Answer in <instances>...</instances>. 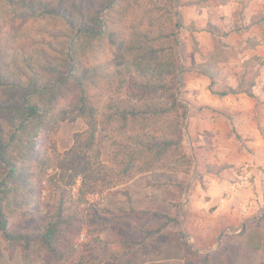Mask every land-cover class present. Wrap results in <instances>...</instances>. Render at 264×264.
<instances>
[{
  "label": "trees",
  "instance_id": "trees-1",
  "mask_svg": "<svg viewBox=\"0 0 264 264\" xmlns=\"http://www.w3.org/2000/svg\"><path fill=\"white\" fill-rule=\"evenodd\" d=\"M177 5L179 0H1L0 236L9 252L41 260L33 253L39 246L57 255L56 237L63 231L61 206L33 232L18 230L9 220L13 205L30 204L45 177L57 174L59 187L74 186L77 196L84 197L140 173L165 167L178 170L164 162L170 153L184 166L181 171L188 172L192 158L181 145L188 107L179 89L182 72L193 67L179 63L183 24ZM27 21L36 24V51L27 53L1 41L3 36L13 40L17 25ZM224 59L214 50L198 70L212 79V63ZM115 63L117 78L110 71ZM101 91L107 92L104 102L98 98ZM70 93L74 99L69 111L87 128L74 135L73 145L60 155L54 147L37 146V138L69 113L61 103ZM99 130L112 138L114 146L107 163L100 161ZM57 259L73 264L65 255L58 254ZM200 264L224 261L206 253Z\"/></svg>",
  "mask_w": 264,
  "mask_h": 264
},
{
  "label": "crops",
  "instance_id": "crops-1",
  "mask_svg": "<svg viewBox=\"0 0 264 264\" xmlns=\"http://www.w3.org/2000/svg\"><path fill=\"white\" fill-rule=\"evenodd\" d=\"M196 1L186 0L187 3L180 5L183 24L180 35L187 42L182 62L193 67L181 75L179 89L180 98L188 106L182 144L193 156L194 174L199 172L208 181L205 190L199 180L189 190L183 226L191 233L196 246L206 249L219 228L241 224L245 227L243 232L234 231L232 240L242 242V247L250 252H264V185L258 183L261 177L255 175V182L245 178L241 185L247 184V188L242 190L229 188L239 184L233 175H237L240 165L254 166L264 160V14L257 13L264 9V0H226L218 5ZM190 39L196 41L195 49ZM220 40L233 56L212 63L215 74L211 79L199 72L198 67L206 66ZM249 78L251 82L247 85ZM221 91L227 93L219 95ZM225 163L232 166L218 173L206 172L209 165ZM244 169L245 176L254 170ZM183 174L149 171L136 175L124 185L133 207L140 209L142 206L135 204L139 191L148 196L154 182L167 181L183 192L180 186L185 180ZM217 187L227 189V195L224 191L219 193ZM200 192L209 198L197 208L193 196L198 197ZM238 193L245 196L237 199ZM165 198L167 201L168 197ZM255 220V225L249 226ZM251 241L257 242L258 247L251 245Z\"/></svg>",
  "mask_w": 264,
  "mask_h": 264
},
{
  "label": "rangeland",
  "instance_id": "rangeland-1",
  "mask_svg": "<svg viewBox=\"0 0 264 264\" xmlns=\"http://www.w3.org/2000/svg\"><path fill=\"white\" fill-rule=\"evenodd\" d=\"M16 3H19V1ZM183 3H187L186 0H179V5H177L179 12L180 5ZM259 11L257 13L264 14V9ZM35 27L36 24L33 21L24 22L21 27L17 25V29L13 32V40H10V37L7 40L3 36L1 41L6 45L16 46L17 50L33 53L39 45ZM48 39L50 40L51 37L48 36ZM179 39L182 46L179 63L187 68L182 62L187 52V42L180 34ZM190 42L193 49H195L196 41L193 39ZM215 50H218L220 56L225 59L228 56H233V52L225 48L221 40L217 42ZM117 68L119 69V64L116 63L110 66V71L116 78L118 77ZM250 82L251 78L247 80V85ZM105 93L99 92L100 102H104ZM156 97L159 96L156 95ZM72 99H74V96L73 93H70L69 100L62 102L61 106L67 107L68 111L71 110L73 107ZM93 105L97 106L99 113L102 112V106L99 102ZM64 117L63 120L57 123L55 128L44 131L38 136L37 146L54 147L60 155L66 153L74 143V135L85 131L87 126L81 118L73 117L70 111ZM184 135L185 132L183 137ZM111 140L112 138L105 136L100 130L96 134L102 163H107L111 158V152L114 149ZM181 145L182 150L187 153L183 144ZM188 156L192 158V165L188 167L187 173L183 174L181 170L184 169V166H180L175 161L176 154L171 153L164 158V162H168V166L174 164L178 170L169 167L154 170L159 173L170 171L185 175L184 182L180 184V186H183V192H181V189L177 190L172 187L174 185L171 186L170 182L156 181L152 184L148 196H143L140 191L138 192L135 204L142 206L140 209L133 207L129 191L124 185L127 182L103 190L89 192L84 197H78L74 186L72 188L67 186L65 189L59 187L57 174L45 177L41 182L40 193L35 194L34 199L29 202L30 204L13 205L14 211L9 220L16 229L23 232H33L40 225L47 223L51 219L50 217L55 215L58 206H61V229L63 231L61 235L56 237L58 248L56 257L37 246L33 248L35 250L33 253L36 257L40 256L41 260L38 258H24L23 253L20 251L9 252L0 236V264H63V261L57 259L58 254L65 255L73 261V264H200L202 256L206 253L220 255L224 264H264V252H250L242 247V242L232 240L234 231L240 229L239 233L243 232L245 227L242 228L241 224L238 227L223 226L219 228L213 237V242L206 249H201L203 247L196 246V242H193L191 233L183 226L185 214L187 213L184 206L189 200V190L193 189L195 182L199 180L202 189L205 190V183L208 180L199 172L197 175L194 174L193 171L196 169L194 159L190 153ZM231 166L227 163L212 164V166L206 167V172L218 173L225 168L229 169ZM244 167L254 169L255 174L252 172V174L245 176ZM236 174L233 175V178L239 184L229 188L234 187L237 190L247 188V184L241 185V181L246 178L248 182H255L253 179L255 175H258V178L261 177V180L258 181L259 185H264V160L254 166L240 165L236 169ZM223 180H225L224 182L227 181L226 179ZM78 184L79 180H77L76 186ZM217 189H220V187H217ZM220 191H224L225 196L228 193L227 189L222 188L219 193ZM244 196L245 194L238 193L235 197L241 199ZM165 197H168L167 201ZM193 197L197 208L202 207L204 201L209 198L203 192H200L198 197ZM255 222L257 221H250L249 226L255 225ZM245 224L247 223L245 222ZM157 228H159L157 233L147 234L149 230ZM96 238L100 240L99 243L95 242ZM251 245L256 246L257 242L251 241Z\"/></svg>",
  "mask_w": 264,
  "mask_h": 264
}]
</instances>
